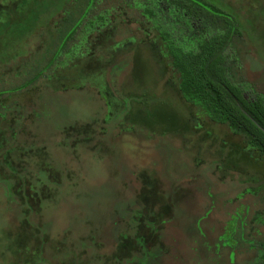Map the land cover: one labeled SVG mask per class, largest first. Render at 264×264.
Here are the masks:
<instances>
[{
    "label": "rangeland",
    "instance_id": "obj_1",
    "mask_svg": "<svg viewBox=\"0 0 264 264\" xmlns=\"http://www.w3.org/2000/svg\"><path fill=\"white\" fill-rule=\"evenodd\" d=\"M62 1L38 2L53 11ZM171 12L169 6H164L152 16L156 27L173 32L174 36L165 40L151 23L135 25L133 29L132 22L136 21L131 19L132 14L115 15L121 25L115 22L105 38L98 32L104 22L95 23L90 18L89 28L78 33L75 47L63 52L93 50L98 53L96 58L110 54L114 69L110 61L102 65L94 60L83 69L75 68L78 73L71 77L70 64H50L44 78L35 85L20 94L0 98V105L9 107L4 115L0 114V145L7 148L4 158H0V178L14 182L13 191L21 202L10 198V184L0 179V242L7 244V251L22 249V254L13 258L17 263L29 262L31 249L38 245L35 231L18 224L21 204L29 201L37 210L40 198H48L41 201V226L51 233L66 224L78 231L90 228L108 234L109 223L116 221L114 217L124 207L123 197H130L133 205L141 203L140 227H145L146 221L160 227L164 240H174L173 250L183 254L187 264H202L200 257L209 252L206 264H258L260 256H264V156L249 149L227 125L202 114L198 104L186 103L180 96L179 74L165 52L167 45L176 48L173 40L180 44L185 32H180L183 18H176L175 26L167 19L172 18ZM34 14L29 12L25 26L30 27L32 20L39 18L36 30L11 48H0V60L8 58L5 65L18 68L23 64L25 68L40 62L41 56L48 59L39 65H47L60 50L48 49L49 37L54 36L53 26L47 22L51 16ZM261 20L257 28L249 25L254 36L249 38L251 29L244 28L245 36L234 41L243 48L246 44L243 53L249 54L236 56L234 63L251 77L243 88L246 97L264 102V13ZM123 22L131 24L123 27ZM124 35L141 45L137 44L136 52L121 49L119 41ZM97 41H101L98 46ZM221 41L218 32L206 27L187 44V62L199 61ZM2 42L10 44L11 40L5 37ZM158 51L163 57L154 54ZM232 53L226 47L223 55ZM82 119L86 121L79 122ZM59 125L62 137L57 132ZM79 135L86 146L79 147L78 157L72 161L70 152L59 150L55 142ZM77 143L72 140L70 149ZM97 147L100 149L92 152ZM6 164L17 171L15 176L5 168ZM55 164L72 171L73 179L63 177L61 187L49 190L44 186L38 193L34 182L40 180L33 167L44 171ZM144 171L147 173L142 175ZM207 202L214 205L212 216L201 221L207 217L201 216L208 208ZM235 213L239 218L233 227L235 220L231 222V217ZM240 222L244 223L242 230H238ZM145 235L148 240L151 231L146 230ZM151 239L153 243L155 239ZM50 246L52 250L63 249L58 242ZM127 246L133 248L130 242ZM185 260L176 262L184 264Z\"/></svg>",
    "mask_w": 264,
    "mask_h": 264
},
{
    "label": "trees",
    "instance_id": "obj_2",
    "mask_svg": "<svg viewBox=\"0 0 264 264\" xmlns=\"http://www.w3.org/2000/svg\"><path fill=\"white\" fill-rule=\"evenodd\" d=\"M38 1L0 0V48H11L10 46L14 42L24 41L27 33L36 30L35 25L39 23V18L32 20L33 24L30 27L25 26L28 22L29 12L35 13V17H47L48 14L51 16L47 22L52 24L54 36L49 37L48 44H51L49 50H56L57 48L64 50L67 47H75L78 33L89 28L90 18H94L95 23L106 22L104 19L106 20L107 15L119 14L120 16V13L123 12L129 16L132 14L131 19L140 22V24L149 25L151 23L146 18L152 12L148 8H144L148 0H63L65 2L62 1L53 11L48 10L45 4ZM155 1L157 2L153 10H156L157 13L164 6H169L174 18H183L182 20L187 21L200 20L205 27H211L212 30L221 35L222 41L218 46L209 49L199 61L192 60V63H189L183 54H174L176 62L173 66L181 68L178 73L179 92L188 101H196L202 114H207L216 123L226 124L235 135L243 139L245 144L256 147L264 154V103L262 99L253 101L245 98V89L243 88L245 84H249L251 77L243 74L234 63L235 57L244 54L246 49V44L243 48V45L238 46L234 41H239V38L245 36L244 28L251 29L249 38L255 35L252 28H257L259 21H263L261 18L263 19L264 0ZM1 2L5 3L2 4ZM41 10H43L42 13H37ZM156 26V22L152 21V27L158 28L161 32V39L168 38L169 32ZM5 37L11 40L10 44L2 42ZM100 43L101 41H97V46ZM226 47L231 48L233 53L223 55ZM48 53L52 54L50 51ZM7 59L0 60V98L4 95H17L29 89L43 78L49 70L50 64H52L39 65L40 62L48 59L41 56L40 62H34L25 68L22 67V64L17 68V66L5 65L4 62ZM23 81L24 83H22ZM54 94L53 92L49 95L53 96ZM8 110L9 107L0 105V114L4 115ZM85 121V119L79 120V122ZM69 124L72 125L66 123V125ZM59 127L61 129H58L57 132L62 137V126L59 125ZM74 139L78 140L79 143H77L76 148L70 149ZM55 145L61 151L70 152L69 157L72 161L78 157L76 152L79 147L86 146L82 135L66 138L65 141L57 140ZM99 149L97 147L91 150L95 153ZM6 150L4 145H0V158H4L5 155L3 156V154ZM72 150L75 151V155H73ZM5 168L14 176L16 175L17 171L12 170L10 165L6 164ZM62 168L57 164L48 166L44 171L33 167L35 177L40 180L34 182L35 189L38 188L37 192L39 193V188L44 186L49 190L54 189L53 187H61L63 177L67 181H71L73 179L72 171L66 170V173ZM140 173L143 175L147 172ZM49 174L52 175V180L49 179ZM1 180L10 184L8 190L10 198L14 202L21 203L13 191L14 182L9 179ZM44 199L48 198L39 199L37 210L29 201L24 200V204H21L23 207L18 224L34 230L38 241V245L30 251L32 257L25 264H162L160 260L166 261L165 264H177L178 259L185 260L183 254L173 250V239L164 240L163 231H159L160 227L150 221L144 223L146 228L140 227L139 219L142 207L138 201L133 205V198L130 200V197H123L124 207L114 217L116 221L113 219L109 223L108 234H101L99 230L90 228L87 232L78 231L71 225L66 226V224L62 227L58 226L52 233L49 232L48 229L41 226L43 213L41 201ZM146 230L151 231L148 240L145 235ZM151 238L155 239L153 243L150 242ZM55 242L61 243L63 249L52 250L50 244ZM129 242L133 248L128 249L127 243ZM6 246V243L0 242V264H13V262L19 264L13 258L21 255L22 249L19 252L16 249L7 251ZM209 255L203 254L200 257L203 259L202 264L208 263ZM262 258V264H264V256ZM184 264H187L186 260Z\"/></svg>",
    "mask_w": 264,
    "mask_h": 264
},
{
    "label": "flooded vegetation",
    "instance_id": "obj_3",
    "mask_svg": "<svg viewBox=\"0 0 264 264\" xmlns=\"http://www.w3.org/2000/svg\"><path fill=\"white\" fill-rule=\"evenodd\" d=\"M157 1H155V0H148L146 3L147 4H145L144 5V8H148L152 13L150 14V15H147V18L146 19H148L150 22H151V26H152V16L153 15H156V11L155 10H153V8L156 6L155 5V3H156ZM153 10V11H152ZM119 15V14H118ZM120 15H123V12L122 13H120ZM171 16H172V18H167V19H170V21L172 22V23H174V26L175 25H178V21H177V19L176 18H174V14H173V12H171ZM115 16L113 15H107V17H106V22H104V24H101L98 28H99V30H98V32H102L103 34V37L105 38V35L106 34H109V32H108V29L109 28H111L112 27V25H114L115 24V22L117 23V26H119V25H121V24H119L118 23V19L117 18H114ZM123 18V17H122ZM188 19V18H187ZM133 20V19H132ZM133 23H134V26H133V29H134V27H135V25H140V23L138 22V21H136V22H132V25H133ZM123 24V27L125 26V25H130L131 23H122ZM96 25V24H95ZM129 27H131V26H129ZM180 32H185V34H184V32H183V34H184V39H182L181 40V43L179 44V41H177V40H173V43H175V46H176V44H177V46H176V48H173L172 46H173V44H172V46H168V48L166 49V55L172 60V63L173 62H176V60H175V57H174V54H183V56H185V54L187 53V44H189L190 42H192L193 41V39H195L196 37H198L201 33H204L205 32V30H206V27H205V25L204 24H202L201 22H200V20H191V21H187V20H183V23L180 25ZM136 29V28H135ZM110 31V30H109ZM111 32V31H110ZM169 32V34L170 35H172V36H174V34H173V32H171V31H168ZM176 32H177V30H176ZM125 33V32H124ZM125 35H128V33L127 34H125ZM122 36L121 38H120V43H119V46L121 47V49L122 50H124V49H126V50H129L131 53L132 52H136L138 49H137V44H139V43H137L134 39H129V38H127L126 36ZM172 36H170V38H169V40L171 41V39L173 38ZM189 39H188V38ZM124 40H126V42L128 41V44L127 43H125V41ZM136 42V43H135ZM170 44V43H169ZM116 46H118V44L116 45ZM119 46H118V48H119ZM139 46H141L140 44H139ZM150 46V45H149ZM129 48V49H128ZM91 50V49H90ZM178 50V51H177ZM60 51H62V52H60ZM94 52V53H93ZM159 53H154V54H156V56H160V57H163V55L164 54H162V52L161 51H158ZM96 53V54H95ZM98 53L97 52H95V51H79V50H65L64 52H63V50H57V52H56V54L54 55V57H53V60H52V64L53 65H60V63H63V64H65V63H67V65H71L72 66V72H71V77H74L75 75H77V73L78 72H75L74 71V69L75 68H81V69H83L84 67H87L92 61H99V62H103V61H110V62H112V65H111V67H113V69H114V66H115V64H113V57H112V59L110 58V54H108V55H101V57L99 58V56H98V58H96V55H97ZM107 54V53H106ZM129 54V53H128ZM148 56H149V58H150V60H151V53H148ZM134 59V55H132V60ZM182 60V59H181ZM102 65H104V63H102ZM101 65V66H102ZM71 66H69V68H68V70H70L71 69ZM174 67V66H173ZM98 69V68H97ZM174 70H176L178 73H179V70L181 69V68H173ZM88 70V69H87ZM95 70V69H94ZM86 73V72H85ZM83 74H84V72H83ZM43 76V75H42ZM43 78H44V76H43ZM83 78H86V77H83ZM83 80V79H82ZM84 82H86V79H85V81ZM76 87V86H75ZM179 90V89H178ZM245 95V98H247V99H250V98H248V97H246V94H244ZM180 96L182 97V99L184 100V102H186V103H189L190 104V102H192V103H195V104H198L196 101L194 102V101H188L183 95H182V93H180ZM258 98H253V99H250V100H253V101H256ZM264 103V102H263ZM218 124H220V125H226V124H224V123H218ZM229 127V126H228ZM229 129H230V131H231V128L229 127ZM232 132V131H231ZM233 133V132H232ZM233 135H235L234 133H233ZM249 149H251L252 151H255L258 155H260V156H264V154H262L261 152H260V150H258L256 147H253V146H250V145H247V144H245ZM252 170V169H251ZM251 170H249V171H251ZM251 176H252V178H257L255 175H252L251 174ZM250 176V177H251ZM177 182H182L180 179H177L176 180ZM255 196H257V195H255ZM165 196L163 195V198H164ZM166 198V197H165ZM237 199H239V198H237ZM263 202H264V200H263ZM209 202H207V204H208ZM225 204V203H224ZM224 204H223V206H224ZM208 206V208L206 209V211L204 210L202 213H201V216L202 217H204V215H206L207 217H205L204 219H202L201 221H203V220H206V218H208L209 216H212V212H213V208H214V205H212V204H208L207 205ZM206 206V207H207ZM226 214V213H225ZM238 218H239V215H238V213H235V214H233V216L231 217V222H232V220H235V224L232 222L231 223V225L233 226V227H235V225H236V222H237V220H238ZM200 225H202V222H200L199 223V227H200ZM244 227V223L243 222H240V226H238V230L240 229V230H242L241 228H243ZM224 244V243H223ZM148 247V246H147ZM263 256H260V258H259V263L258 264H262L261 262H262V260L261 259H263L262 258Z\"/></svg>",
    "mask_w": 264,
    "mask_h": 264
}]
</instances>
